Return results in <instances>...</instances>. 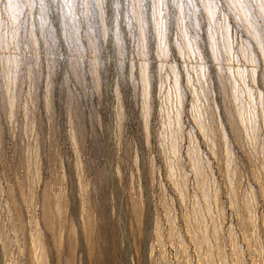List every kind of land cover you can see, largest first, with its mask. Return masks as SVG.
Wrapping results in <instances>:
<instances>
[{
	"label": "rangeland",
	"instance_id": "rangeland-1",
	"mask_svg": "<svg viewBox=\"0 0 264 264\" xmlns=\"http://www.w3.org/2000/svg\"><path fill=\"white\" fill-rule=\"evenodd\" d=\"M0 264H264V0H0Z\"/></svg>",
	"mask_w": 264,
	"mask_h": 264
}]
</instances>
